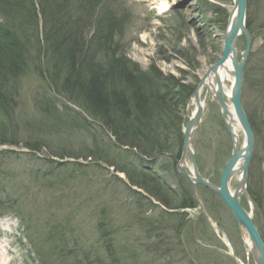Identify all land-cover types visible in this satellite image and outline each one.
I'll list each match as a JSON object with an SVG mask.
<instances>
[{"label": "rangeland", "instance_id": "1", "mask_svg": "<svg viewBox=\"0 0 264 264\" xmlns=\"http://www.w3.org/2000/svg\"><path fill=\"white\" fill-rule=\"evenodd\" d=\"M111 1L125 16L119 41L129 58L143 70L153 66L176 78V90L181 89L180 85L194 86L181 115L184 127L195 85L222 56L234 0ZM211 4L227 9V19L222 20ZM247 17L253 44L243 104L252 123H257L264 117V0H249ZM244 48L241 36L239 53ZM42 63L45 65L46 60ZM31 69L22 78L12 122H5V133L16 140V145L0 146V180L7 176L10 190H16L21 199L19 212L0 208V264H61V247L50 252L49 244L53 242H48L47 235L51 229L55 232V223L70 217L69 241L64 246L66 251L75 247L71 259L107 263L110 259L103 243L113 239L117 257L129 264L132 260L134 264H237L236 260L239 264H256L248 234L226 207L217 218L209 215L205 219L196 210L183 217L167 214L170 212L150 194H134L128 175L109 165L105 158L93 155V147L97 141L108 145L109 155L117 154L119 161L136 153L128 145L118 146L101 121L51 88L45 67L43 75L42 70ZM205 90L202 99L208 106L211 95ZM189 110L192 112V108ZM84 116L91 123H85L86 127L80 123ZM205 123L211 130L210 137L216 138L212 126ZM235 132L243 141L241 128ZM5 148L18 151L3 152ZM254 168L248 186H256L254 191L264 197V149ZM246 207L250 209L249 204ZM255 221L257 224L256 216ZM152 222L154 229L150 230L147 225ZM100 223L110 230L105 240L99 233ZM257 226L264 235V213L259 215ZM60 245L56 242L53 246Z\"/></svg>", "mask_w": 264, "mask_h": 264}, {"label": "trees", "instance_id": "2", "mask_svg": "<svg viewBox=\"0 0 264 264\" xmlns=\"http://www.w3.org/2000/svg\"><path fill=\"white\" fill-rule=\"evenodd\" d=\"M211 6L222 20L227 19V9ZM124 17L111 0H0V144H16V140L6 135L5 122L12 119L11 113L21 94L22 78L35 67L42 70L41 75L47 72L51 88L101 121L115 136L118 146H135L147 153L166 143L174 130H181L182 111L194 86L180 85L181 89L176 90V78L153 66L143 70L138 62L129 58L119 41ZM247 26L250 30L248 17ZM42 60H46L45 65ZM47 101L50 104V99ZM46 108L44 110L49 112ZM66 110L69 109L66 107ZM80 123L86 127L88 122L81 119ZM252 125L258 138L255 161L264 149V117ZM3 152L17 153L15 150ZM93 155L105 158L109 165L128 175L127 161L125 158L119 161L117 154L109 155L108 145L97 141ZM2 180L0 208L19 212L21 199L17 191L10 190L7 176L0 182ZM255 188L250 186L251 195L260 204L264 197H260ZM262 213L264 211L257 208V224ZM53 227L55 232L49 230L47 238L64 241L67 237L65 223L58 221ZM100 229L101 239L110 236V230L102 223ZM103 246L110 259L107 264H129L117 257L113 239L105 240ZM72 254V249L66 251L62 246L60 256L64 260L61 264L101 261H65L71 259Z\"/></svg>", "mask_w": 264, "mask_h": 264}, {"label": "flooded vegetation", "instance_id": "3", "mask_svg": "<svg viewBox=\"0 0 264 264\" xmlns=\"http://www.w3.org/2000/svg\"><path fill=\"white\" fill-rule=\"evenodd\" d=\"M205 89L207 90V88ZM207 91L211 95L210 103L207 106V102L203 99V112L191 131L187 149L185 128L196 109L194 105L190 107L192 112H190V108L186 110L188 116L186 125L181 127L180 131L174 130V133L166 140L167 142H164L160 147L151 148L147 153H142L135 146L129 147L136 153L128 155L127 164L128 179L133 185L131 188L133 193L144 195V197H148L150 194L155 199L157 198L164 205L165 210L170 212L167 213L169 215L179 214L184 217L196 210L201 216L203 215V218L207 217L206 212L217 218L219 211L225 207L229 209L217 193L207 185L201 182L196 183L194 180L197 178V169L205 180L220 186L223 171L233 152V137L223 123L221 110L211 91ZM205 122L212 126L216 138L210 137L211 130L207 128ZM202 148L204 152H202ZM254 162L253 157L252 169L250 166L249 174L252 173ZM238 173L231 178V184L238 185ZM195 189L203 207L196 199ZM242 201L244 204L245 200L242 199ZM244 205L246 206V204ZM229 211L231 212L230 209ZM147 227L150 230L154 229V222Z\"/></svg>", "mask_w": 264, "mask_h": 264}, {"label": "water", "instance_id": "4", "mask_svg": "<svg viewBox=\"0 0 264 264\" xmlns=\"http://www.w3.org/2000/svg\"><path fill=\"white\" fill-rule=\"evenodd\" d=\"M247 6L248 0H234V6L230 11L227 29L224 34L222 56L206 71L193 92V98L198 108L185 130V144L187 149L191 130L203 111V104L200 100L201 89L205 85L212 91L211 86H213L214 82L208 79H213L211 77L214 75L218 83L217 88L214 87L216 92L214 94L211 92V94L218 103L226 126L232 134L233 153L223 171L220 186H216L205 180L198 173L197 169V178L194 180H196V183L201 182L207 185L227 204L234 214L239 227L248 234L250 249L256 264H264V241L254 222V207L250 202L252 199L247 189L248 171L255 149V134L242 101L246 64L253 43L252 34L247 26ZM240 36H243L245 39V48L241 53H239L238 50V39ZM228 61L231 62L230 66L232 67L228 70L233 75V80L231 82L232 90L230 93L225 91L223 81L218 74L219 66L227 65ZM207 82H211V86ZM236 122L239 123L244 135L242 147L239 137L234 130ZM238 172L242 173L243 179L239 180L237 192L233 193L229 188V182ZM195 196L200 202L196 189ZM243 196L249 202V211L241 203Z\"/></svg>", "mask_w": 264, "mask_h": 264}, {"label": "bare ground", "instance_id": "5", "mask_svg": "<svg viewBox=\"0 0 264 264\" xmlns=\"http://www.w3.org/2000/svg\"><path fill=\"white\" fill-rule=\"evenodd\" d=\"M240 38V37H239ZM236 46H237V44H236ZM231 62H227V65H224V66H219V69H218V74H219V76L221 77V79H222V81H223V84H224V88H225V91L227 92V93H230V91L232 90V86H231V84L228 86V84H227V82L226 81H230V82H232V80H233V75L231 74V72L228 70L229 68H232L231 66ZM211 78H213V79H208L209 81H213L214 82V84H213V86H211L210 85V83L209 82H207L210 86H211V89H212V94H214L215 92H216V90H215V88L214 87H216L217 88V79H216V76H212ZM200 95H201V92H200ZM80 107V106H79ZM84 118L85 119H87V116L85 117L84 116ZM88 123L87 124H91L89 121H87ZM234 127H235V130H237V129H240V126H239V123L238 122H236L235 123V125H234ZM174 133V132H173ZM254 169L255 168H253V170L252 171H254ZM238 180H241V179H243V177H242V173L241 172H239L238 173ZM248 179H250V176H249V173H248ZM229 188H230V190H231V192H233V193H235V192H237V188H238V186L237 185H235V184H231V181L229 182ZM251 195V194H250ZM251 199H252V197H251ZM246 201L244 202V204H249V202H248V200L247 199H245ZM251 202V204H252V206L254 207V209H256L257 210V208L260 210V211H263L264 210V199L262 200V202L259 204L258 202H256V201H254L253 199L250 201ZM242 204H243V201L241 202ZM244 206V205H243ZM258 227V226H257ZM99 233H102V232H99ZM30 236H36V235H30ZM56 261V260H55ZM59 262H63V260H58ZM65 261H67V262H73V261H75V260H65ZM101 262L103 263V264H107L106 262H104V260H101ZM236 262H237V264H239V260L237 261L236 260ZM133 264H134V260H133ZM136 264V263H135Z\"/></svg>", "mask_w": 264, "mask_h": 264}]
</instances>
